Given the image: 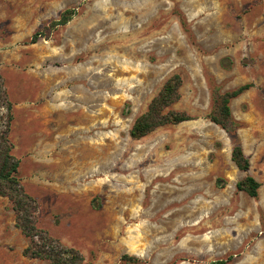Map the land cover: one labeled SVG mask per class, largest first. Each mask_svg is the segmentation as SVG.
I'll return each mask as SVG.
<instances>
[{"label": "rangeland", "instance_id": "374dc122", "mask_svg": "<svg viewBox=\"0 0 264 264\" xmlns=\"http://www.w3.org/2000/svg\"><path fill=\"white\" fill-rule=\"evenodd\" d=\"M68 9L67 25L30 43ZM174 74L173 108L193 120L133 139ZM0 76L38 224L84 264H264V0H0ZM245 84L230 106L258 198L237 190L246 173L207 118L214 86ZM28 243L0 197V264H47L24 256Z\"/></svg>", "mask_w": 264, "mask_h": 264}, {"label": "trees", "instance_id": "16d2710c", "mask_svg": "<svg viewBox=\"0 0 264 264\" xmlns=\"http://www.w3.org/2000/svg\"><path fill=\"white\" fill-rule=\"evenodd\" d=\"M76 13L75 9L64 11L58 20L51 21L34 33L30 43H37L41 38L49 39L53 30L67 25ZM182 86L183 78L180 74H174L166 81L158 95L150 102L147 110L135 120L130 130L133 139L139 140L159 128L193 120L192 116L173 108L182 98ZM252 86V84H245L224 93L218 86H214L212 88L213 107L207 118L228 134L233 142L232 161L240 171L246 173V177L237 182V190L252 198H258L261 183L250 175L251 160L240 143L238 136L240 124L234 119L230 106L233 99L238 98ZM13 121L14 104L0 76V197H6L12 202L15 225L29 242L23 254L31 259L46 261L47 264H84L85 258L79 250L67 246L38 224L39 202L27 192L19 175L21 161L14 154L11 140ZM223 183H225L223 180H217L218 187L223 188L225 185ZM232 261L233 257H229L212 264H231ZM120 262L149 264L129 254L123 255Z\"/></svg>", "mask_w": 264, "mask_h": 264}]
</instances>
